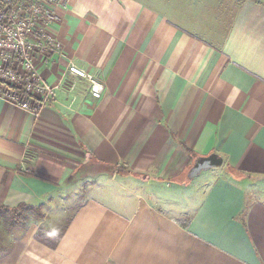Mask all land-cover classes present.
<instances>
[{"label":"crops","instance_id":"1","mask_svg":"<svg viewBox=\"0 0 264 264\" xmlns=\"http://www.w3.org/2000/svg\"><path fill=\"white\" fill-rule=\"evenodd\" d=\"M51 10L60 52L37 60L51 102L34 116L0 99V205L43 217L8 231L0 264H264V0ZM212 152L223 165L188 181ZM69 203L55 232L48 210ZM63 228L54 248L35 238Z\"/></svg>","mask_w":264,"mask_h":264},{"label":"built area","instance_id":"2","mask_svg":"<svg viewBox=\"0 0 264 264\" xmlns=\"http://www.w3.org/2000/svg\"><path fill=\"white\" fill-rule=\"evenodd\" d=\"M60 0H0V99L34 116L51 102L54 86L39 72L37 60L60 52L50 31L51 6ZM70 74L87 80L88 92L100 98L103 84L69 63Z\"/></svg>","mask_w":264,"mask_h":264},{"label":"rangeland","instance_id":"3","mask_svg":"<svg viewBox=\"0 0 264 264\" xmlns=\"http://www.w3.org/2000/svg\"><path fill=\"white\" fill-rule=\"evenodd\" d=\"M257 184H261V183L258 182ZM94 189H95L94 184H90V185L85 184L83 188H80L76 192L77 193L76 195L75 194L73 196L69 195L70 196L69 200H71V204L73 201H75L76 203L83 201L86 197L91 195ZM253 193L255 194V197L257 196L256 198H259V197L264 198V186L262 185V189L256 188ZM71 204L70 203L65 204V205H62L60 208L54 207L52 208V210H48L47 221H48V224L52 225L55 232L59 231V229L63 226L66 220L70 218V216L74 212L75 208ZM26 215L27 217L22 221V223L19 226L13 228V230L16 229L17 231H21L27 224H30L31 222H38L40 221V219H42L32 212H28ZM47 221H46L45 227L48 225ZM44 231L49 232L47 229H45ZM7 236H8V231H5L3 226L0 225V244H2L3 246L8 241L7 239L9 237L7 238Z\"/></svg>","mask_w":264,"mask_h":264},{"label":"trees","instance_id":"4","mask_svg":"<svg viewBox=\"0 0 264 264\" xmlns=\"http://www.w3.org/2000/svg\"><path fill=\"white\" fill-rule=\"evenodd\" d=\"M195 155L191 157V162L193 161ZM235 176H241V173L235 170L231 171ZM32 212L38 217H43V214L41 213L39 208L27 206L24 204H21L16 207H8L4 205H0V225L3 226L5 231H9L13 227L20 225L22 221L27 217V213ZM64 231V228L60 231V233H52L47 235L42 234V232L39 230L35 234V238L42 243L48 245L51 248L56 247L58 241L61 238V235Z\"/></svg>","mask_w":264,"mask_h":264},{"label":"water","instance_id":"5","mask_svg":"<svg viewBox=\"0 0 264 264\" xmlns=\"http://www.w3.org/2000/svg\"><path fill=\"white\" fill-rule=\"evenodd\" d=\"M223 165V159L218 154L212 152L206 156H195L190 164L186 177L188 181L199 175L202 171L220 168Z\"/></svg>","mask_w":264,"mask_h":264}]
</instances>
